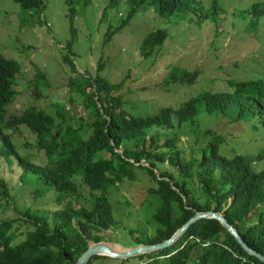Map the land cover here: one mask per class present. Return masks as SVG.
<instances>
[{
    "label": "trees",
    "instance_id": "trees-1",
    "mask_svg": "<svg viewBox=\"0 0 264 264\" xmlns=\"http://www.w3.org/2000/svg\"><path fill=\"white\" fill-rule=\"evenodd\" d=\"M15 1L25 9L43 6L42 0ZM105 2L102 20L109 9L129 6L127 19L106 35L104 44L125 28L141 7L154 8L160 18L176 22L216 20L222 12L220 0H212L206 11L199 0ZM246 14L251 18L249 23L245 18L246 30L251 31L264 17V1L252 4ZM168 37V30L162 28L147 34L140 47L143 60L157 55ZM73 44L74 39L68 42L63 61L75 75L70 91L82 98L79 109L89 110L88 117L86 112L77 116L58 102L51 109L28 106L21 113H11L9 106L20 92L22 67L0 54V155L18 163L23 182H40L54 189L65 203L50 214L28 208L20 218H3L2 196L8 197L9 189L0 177V264H76L91 241H104L102 233L118 226L109 201L111 188L138 179L149 184L142 207L152 232L136 235L135 246L166 241L197 213L213 211L224 215L244 242L264 255V168L260 167L264 151L224 155L223 145L232 149L226 136L209 128L188 153L177 144L176 135V128L185 123L200 128L202 115L221 117L231 124H251L253 129L259 123L264 126V80L221 79L212 89L178 106L141 115L125 109V82L113 84L102 76L106 67L103 57L97 62L96 75L78 74L71 58ZM201 73L172 66L165 81L194 86ZM43 78L39 74L33 84L39 87ZM38 87L35 94L40 97ZM70 103L76 101L71 98ZM24 129L35 136L34 146L47 159L44 165L19 153L14 135ZM80 185L89 192L88 206L75 203L85 196ZM20 222L33 229L17 241L15 226ZM108 258L97 255L87 264ZM129 260L136 264H264L215 219H201L172 246Z\"/></svg>",
    "mask_w": 264,
    "mask_h": 264
},
{
    "label": "rangeland",
    "instance_id": "rangeland-1",
    "mask_svg": "<svg viewBox=\"0 0 264 264\" xmlns=\"http://www.w3.org/2000/svg\"><path fill=\"white\" fill-rule=\"evenodd\" d=\"M42 1L40 9H25L15 0H0V54L19 62L22 67L19 78L23 79L17 87L20 92L9 106L11 113H21L28 106L51 109L52 104L58 102L60 106H66L67 111H75L77 116L85 112L86 117L89 116V110L79 109L82 98L70 91L69 84L75 75L63 61V56L67 54L66 46L73 39L71 58L78 74L96 75L97 62L103 57L106 67L102 76L113 84L124 81L125 109H132L141 115L151 114L161 107L178 106L202 91L212 89L221 79L264 80V17L251 31L246 30L245 20L247 23L251 20L246 14L247 9L264 0H220L222 12L219 17L216 20L210 17L201 22L167 20L160 18L154 8L141 7L126 27L114 34L106 44V35L114 32L127 19L129 5L109 9L102 20L105 0ZM199 1L205 11L212 5V0ZM161 28L169 32L167 41L157 55L143 60L140 54L143 39ZM172 66L191 71L198 69L202 73L194 86L166 83ZM38 73L44 76L39 87L33 84L39 77ZM36 87L41 92L40 97L35 94ZM71 98L76 101L75 104L70 103ZM227 121L221 117L202 115L200 128L190 123L176 128L177 144L190 153L196 140L203 139L205 131L211 128L226 136L232 147L229 151L228 145H223L224 155H256L264 151L262 123L253 129L251 124H231ZM14 136L22 156H28L38 164L46 163L44 154L34 146L33 134L24 129ZM13 160L0 155V177L9 189L8 197L2 196L3 218H20L21 212L28 208L46 214L63 208L65 203L54 189H48L40 182L29 183V179L23 182L22 169ZM260 167L264 168V160L260 162ZM148 185L147 180H125L111 188L109 201L118 226L102 235L105 237L103 242L113 249L122 251V248L135 247L136 235L152 232V227L147 223L150 218L142 207ZM79 187L85 196L75 203L88 206L89 192L85 186ZM15 227L17 241L24 240V234L33 229L21 222ZM136 263L135 260L113 258L94 262Z\"/></svg>",
    "mask_w": 264,
    "mask_h": 264
},
{
    "label": "water",
    "instance_id": "water-1",
    "mask_svg": "<svg viewBox=\"0 0 264 264\" xmlns=\"http://www.w3.org/2000/svg\"><path fill=\"white\" fill-rule=\"evenodd\" d=\"M201 219H215L218 220L227 230L238 240V242L252 255L258 257L264 262V255L252 250L242 239L238 231L228 222L224 215L215 213L213 211L197 213L186 224L178 229L175 234L168 240L158 244L139 245L131 248H124L122 251L114 250L106 242H98L90 244L86 252L79 258L76 264H87V262L94 256H106L113 259L127 260L129 258L137 257L142 254H148L155 251L163 250L172 246L188 229L189 227Z\"/></svg>",
    "mask_w": 264,
    "mask_h": 264
},
{
    "label": "bare ground",
    "instance_id": "bare-ground-1",
    "mask_svg": "<svg viewBox=\"0 0 264 264\" xmlns=\"http://www.w3.org/2000/svg\"><path fill=\"white\" fill-rule=\"evenodd\" d=\"M120 247V246H119ZM113 248V247H112ZM120 248H122V247H120ZM115 250V249H114ZM122 250H123V248H122ZM116 251H118V250H116Z\"/></svg>",
    "mask_w": 264,
    "mask_h": 264
}]
</instances>
